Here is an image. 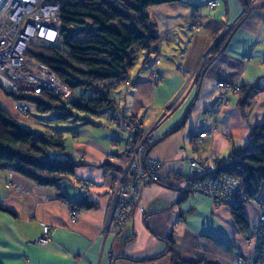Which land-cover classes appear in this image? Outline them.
<instances>
[{
	"label": "crops",
	"instance_id": "1",
	"mask_svg": "<svg viewBox=\"0 0 264 264\" xmlns=\"http://www.w3.org/2000/svg\"><path fill=\"white\" fill-rule=\"evenodd\" d=\"M207 1L176 0L151 6L149 16L159 34L154 54L160 56L156 68L161 80L150 85V58L146 60L141 51L128 69L127 80L113 92L123 113L139 120L153 136L146 153L165 162L191 156L215 166L216 159L227 158L246 145L251 124L264 121V0H216L213 7ZM196 21L198 31L193 26ZM228 31L225 44L211 55V48ZM218 81L238 87L254 84L258 89L244 93V108L239 94L231 93L212 134L201 140L198 133L212 126L204 109L214 98ZM3 88L14 90L15 86L0 76L4 110L18 116L25 128L61 129L64 151L83 164L56 186L38 185L0 169V204L8 208L0 209V264H171L170 248L184 260L233 264L238 254L249 253L230 208L216 206L188 189L191 169L187 163L181 172L167 166L160 181L145 186L128 223L113 232L108 185L127 174L126 137L106 124L105 112L89 124L54 122L58 119L34 111L32 116H20L15 110L17 100ZM72 130L76 136L68 133ZM48 152L57 153L55 147ZM83 181L91 183L87 195ZM83 197L95 207L72 206ZM255 214L254 205L246 203L247 223ZM44 224L51 237L39 243Z\"/></svg>",
	"mask_w": 264,
	"mask_h": 264
},
{
	"label": "trees",
	"instance_id": "2",
	"mask_svg": "<svg viewBox=\"0 0 264 264\" xmlns=\"http://www.w3.org/2000/svg\"><path fill=\"white\" fill-rule=\"evenodd\" d=\"M53 1L60 7V38L54 43L30 44L26 55L53 70L69 88L70 95L62 97L46 89L35 93L3 88L4 92L14 100L33 104L37 112L53 110L52 119L71 118L89 124L94 123L90 115L104 112L108 115L118 109L123 112L115 101V88L127 80L128 69L139 52H145L146 60L150 58L148 66L156 55L159 34L148 10L151 6L176 0ZM229 33L211 48V55L219 52ZM206 63L207 60L201 68ZM257 89L254 84L239 87L236 92L242 108L247 103L248 92ZM62 141L61 129L46 127L37 132L25 128L18 116L0 106V169L16 172L38 185L56 186L70 179L74 169L83 164L64 151ZM50 147H55L57 153L50 154ZM215 164L216 171L237 178L248 196H260L264 202V121L250 125L246 145L239 152L216 159ZM245 204L230 207L242 231L248 224L243 215ZM72 206L89 209L95 207V203L83 197ZM0 209L8 211L2 204ZM170 260L171 264L204 263L184 260L171 248Z\"/></svg>",
	"mask_w": 264,
	"mask_h": 264
},
{
	"label": "built area",
	"instance_id": "3",
	"mask_svg": "<svg viewBox=\"0 0 264 264\" xmlns=\"http://www.w3.org/2000/svg\"><path fill=\"white\" fill-rule=\"evenodd\" d=\"M216 0L207 1L209 7L216 5ZM195 23V22H194ZM60 7L53 0H0V76L8 78L15 89L32 92L49 90L62 97H68L70 90L45 63L29 58L27 47L33 43L49 44L60 38ZM199 30V25L194 26ZM159 57H155L148 66L147 79L157 85L160 74L156 68ZM239 87L224 81L216 82V93L204 109V114L212 122L210 130L201 131L198 136L205 140L215 129L218 114L229 101L231 93ZM16 112L25 116L30 108L24 101H16ZM106 123L126 134L125 152L128 160L127 174L115 179L108 185L112 200L110 224L113 232L120 231L138 208L141 190L161 180L163 171L173 165L176 172H181L185 163L190 166L191 175L187 179L188 189L201 194L216 206L235 207L251 201L256 210V217L248 222L243 236L251 246L248 255H237L234 264H264V202L260 196H248L240 181L224 172H218L215 166L207 165L203 160L187 156L165 162L149 156L147 148L153 142L150 132L142 133L139 121L132 120L118 110H112L106 117ZM75 136V131L71 132ZM84 195L91 186L83 181ZM75 210L71 211L74 219ZM51 237L47 224L42 226V233L37 242L44 243Z\"/></svg>",
	"mask_w": 264,
	"mask_h": 264
},
{
	"label": "rangeland",
	"instance_id": "4",
	"mask_svg": "<svg viewBox=\"0 0 264 264\" xmlns=\"http://www.w3.org/2000/svg\"><path fill=\"white\" fill-rule=\"evenodd\" d=\"M198 24V22L196 21L194 24H193V26H195V25H197ZM199 25V24H198ZM155 57H159V59H160V56L158 55V54H156L155 56H154V58ZM153 58V57H152ZM153 58V59H154ZM159 62V61H158ZM148 76V75H147ZM160 80H161V76H160ZM160 82V81H159ZM150 83V82H149ZM150 85H152V86H155L154 84H152V83H150ZM25 90V89H24ZM239 89H237L236 91H238ZM235 91V92H236ZM234 93V92H233ZM25 102V101H24ZM26 103H28V102H26ZM28 106H29V108H30V113L28 112L25 116H32V111H34V112H37L36 111V109H35V107H34V105L33 104H31V103H28ZM224 109V108H223ZM16 110V109H15ZM38 114L40 115V116H53V110H50V111H47V112H38ZM20 116H23V115H20ZM91 119H93V118H95L94 117V115H90L89 116ZM107 117V116H106ZM68 120V122H75L76 121V119H67ZM66 120V121H67ZM106 120V119H105ZM133 120V119H132ZM134 120H137V119H134ZM59 121H61V122H63L64 120H55L54 122H59ZM137 121H139V120H137ZM51 121H49L48 123H50ZM140 122V121H139ZM107 124V123H106ZM141 124V123H140ZM50 125H52V126H55V124L54 123H52V124H50ZM71 125V124H70ZM108 125V124H107ZM110 126V125H109ZM142 126V125H141ZM111 127V126H110ZM113 128V127H112ZM143 128V127H142ZM114 130L116 129V128H113ZM117 130V129H116ZM147 130H145L144 128H143V131H142V133H144V132H146ZM72 132V131H71ZM70 131L68 132V133H71ZM117 132H119V133H121V134H123V136H125L126 137V134H125V132H123V131H121V130H118ZM149 132V131H148ZM72 135V134H71ZM76 136V135H75ZM247 203H248V201H247ZM249 204H253L251 201H249ZM229 208V207H228ZM251 211H252V209H251ZM256 215V214H255ZM256 217V216H255ZM119 232V231H118ZM245 239V238H244ZM245 241H246V239H245ZM246 243H247V241H246ZM248 244V243H247ZM248 246H249V253H250V251H251V246L248 244ZM248 253V254H249ZM247 254V255H248ZM235 259H237V256L234 258V260H233V264H234V262H235Z\"/></svg>",
	"mask_w": 264,
	"mask_h": 264
}]
</instances>
